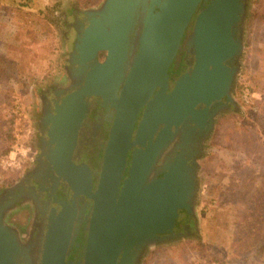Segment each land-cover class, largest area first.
<instances>
[{"label":"water","instance_id":"95a60500","mask_svg":"<svg viewBox=\"0 0 264 264\" xmlns=\"http://www.w3.org/2000/svg\"><path fill=\"white\" fill-rule=\"evenodd\" d=\"M200 1L102 0L89 10L90 24L76 43L74 59L84 77L76 71L75 81L81 82L60 108L61 122H69V128L77 124L72 133H67L74 142L79 122L85 117L84 112H78L88 108L87 98L92 95L102 97L104 106L116 108L117 116L103 155L97 189H92L89 172L88 178L80 172L72 178L69 172L65 175L75 196L86 194L94 201L85 264H132L136 248L141 250L162 240L160 234L172 232L179 208L192 212L189 201L193 181L184 171L190 167L180 159L182 152L163 170L162 177L152 170L162 152L174 144L179 128L190 124V128H196L207 120L208 111L203 120L194 114L199 104L208 108L224 95L228 102L234 101L230 88L237 69L226 61L243 50L242 42L235 40L234 27L243 9L241 1L211 0L196 17L193 32L185 41L195 55V66L168 92V68ZM138 22L143 27L134 39L131 34ZM100 51H107L102 62L97 60ZM72 117L76 122H70ZM135 145L138 149L133 151L123 179L127 153ZM183 145L186 146H179ZM65 161L77 169L70 158ZM3 221L0 216V264H16L18 242ZM50 261L64 264V255L58 252Z\"/></svg>","mask_w":264,"mask_h":264},{"label":"flooded vegetation","instance_id":"af4514ba","mask_svg":"<svg viewBox=\"0 0 264 264\" xmlns=\"http://www.w3.org/2000/svg\"><path fill=\"white\" fill-rule=\"evenodd\" d=\"M210 1H200L184 32L180 47L167 71L168 92L172 91L179 79L190 73L195 66V55L185 41L193 32L196 17ZM240 1L243 9L239 10L234 27L235 40L242 42L243 50L239 55L235 54L226 61L229 67L237 69L230 88V95L234 101L228 102L227 95H224L221 100L212 102L208 108L206 104H199L194 114L203 120L208 111L207 120L196 128H190L193 127L191 124L182 127L183 130L179 128L180 130L175 133L174 144L162 152L152 170L158 172L157 177H162L163 170L168 169L170 163L182 152L180 159L187 161L188 168L190 167V169L186 167L184 171L187 170V175L193 181V195L189 201L192 212L179 208L172 232L160 234L162 240L145 245L141 250L136 248L131 256L132 264H145L146 259L159 246L193 239L202 234L201 225L197 220V207L202 203L201 195L205 188L203 164L214 149V138L220 121L229 114L239 112L235 91L243 67L241 62L245 55L247 28L253 18L252 7L255 0ZM50 6L53 10L52 26L61 49L55 53L54 60L56 58L57 60L53 61L51 74L46 75L43 84L33 91L37 105H34V108L27 107L29 119L24 133L29 155L26 161H23L21 171L13 178L16 181L0 187V216L3 217V222L11 227L17 239L16 264H59L50 261L58 252L64 255V264H85V245L89 237L94 201L86 194L75 196L65 175L69 172L72 178L75 172H80L88 178L91 174L92 189L94 191L97 189L102 159L117 116V109L111 104L104 106V100L100 96L88 97V108H81L78 112V114L84 112L85 117L79 122L75 141L67 136V133L73 132L77 124L74 123L71 128L69 122L62 124L63 112L59 113V110L65 99L76 92L81 82L75 81L74 78L76 71L81 72L79 64L74 62L75 47L90 24L89 10L92 6H84L76 0H54ZM142 27L143 24L138 22L131 34L134 39L138 38ZM131 43L134 44L133 41ZM64 45L65 50L62 49ZM106 57L107 51H100L97 54V60L101 62ZM80 75L84 77L83 73ZM145 108L146 106L138 114L132 140L135 139ZM73 120L76 122L73 117L70 122ZM182 144L186 146H179ZM135 149H138V145L127 153L128 162L123 179L127 176ZM65 158H70L77 169L67 163Z\"/></svg>","mask_w":264,"mask_h":264},{"label":"rangeland","instance_id":"374dc122","mask_svg":"<svg viewBox=\"0 0 264 264\" xmlns=\"http://www.w3.org/2000/svg\"><path fill=\"white\" fill-rule=\"evenodd\" d=\"M54 0H34L26 8L17 9L7 1L0 3V53L21 58L26 72L23 80L7 78L0 67V153L9 155L12 146L25 147V129L29 119L27 107L37 105L34 90L51 74L60 41L53 29ZM84 6L98 7L102 0H76ZM253 18L247 28L245 55L241 62L235 101L239 112L225 116L217 126L214 149L205 160L202 203L197 207L200 236L157 247L145 264H239L232 236L251 206L264 203L249 185L264 181V0H255ZM261 8L262 14L257 13ZM65 50V45L62 47ZM9 73L12 70L7 71ZM6 83V84H5ZM30 101V104H29ZM246 148L248 151H242ZM29 148V147H28ZM252 150L258 151L255 156ZM252 155H251V154ZM249 157L251 159H249ZM27 159V158H26ZM20 167H6L0 157V187L12 184ZM245 178L253 197L248 205L240 192ZM255 216V215H253ZM264 264V258L260 261ZM258 262V264L260 263ZM240 264H256L251 261Z\"/></svg>","mask_w":264,"mask_h":264},{"label":"trees","instance_id":"16d2710c","mask_svg":"<svg viewBox=\"0 0 264 264\" xmlns=\"http://www.w3.org/2000/svg\"><path fill=\"white\" fill-rule=\"evenodd\" d=\"M5 0H0V3ZM8 6L10 5L13 8L23 9L29 7L34 0H6ZM262 14L261 8L259 9L257 16L259 17ZM4 65L2 72L4 75L9 78H16L19 81L23 80V76L26 72V69L23 68V64L21 63V58L14 59L12 57L7 56L4 53H0V67ZM12 70L11 73L7 72ZM3 73L0 75V79H2ZM6 84V83H5ZM242 151L245 153L248 151L246 148H243ZM255 156L258 154V151H251ZM250 153V154H251ZM251 154V155H252ZM264 156V154H263ZM249 159H251L249 157ZM243 184L240 185V192L244 195L245 200L248 205L252 202V195L250 193L249 187L254 191V195H260L264 199V181L259 180L253 182V185H249L245 178L241 179ZM252 215L249 213L244 214V220L241 222V225H237V230L234 231L235 234L232 236V244L231 246L235 248V259L233 258L231 262H239L244 263L251 261L253 263L258 264L264 258V203L259 206L256 204L255 206H251L250 209ZM255 215V216H253ZM223 264V263H221ZM261 264V262L259 263Z\"/></svg>","mask_w":264,"mask_h":264},{"label":"built area","instance_id":"2783aa9c","mask_svg":"<svg viewBox=\"0 0 264 264\" xmlns=\"http://www.w3.org/2000/svg\"><path fill=\"white\" fill-rule=\"evenodd\" d=\"M27 155H29V148L25 147V145L22 143L14 144L9 155L2 156V153H0V157H2V163L6 167H20L22 159H26L28 157Z\"/></svg>","mask_w":264,"mask_h":264}]
</instances>
